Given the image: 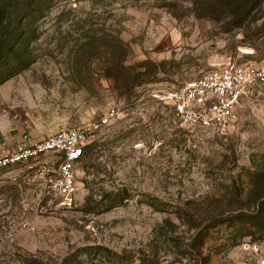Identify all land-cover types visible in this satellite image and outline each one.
I'll use <instances>...</instances> for the list:
<instances>
[{"label": "rangeland", "instance_id": "rangeland-1", "mask_svg": "<svg viewBox=\"0 0 264 264\" xmlns=\"http://www.w3.org/2000/svg\"><path fill=\"white\" fill-rule=\"evenodd\" d=\"M209 3L55 0L30 25L35 62L0 80V155L117 115L90 138L71 195L53 187L55 155L0 170V264H264L256 229L210 228L212 206L191 203L226 191L224 217L242 212L231 201L262 163L264 86L222 130L182 123L166 100L226 63L264 67V3L239 27Z\"/></svg>", "mask_w": 264, "mask_h": 264}, {"label": "built area", "instance_id": "built-area-1", "mask_svg": "<svg viewBox=\"0 0 264 264\" xmlns=\"http://www.w3.org/2000/svg\"><path fill=\"white\" fill-rule=\"evenodd\" d=\"M254 86H264V67L229 62L185 81L166 95L176 117L184 124L201 129L222 130L232 122L236 111ZM117 115L111 109L98 120L79 127L62 128L29 144L0 155V170L38 160L46 155L59 159L54 189L63 195L75 191V170L90 138Z\"/></svg>", "mask_w": 264, "mask_h": 264}, {"label": "trees", "instance_id": "trees-1", "mask_svg": "<svg viewBox=\"0 0 264 264\" xmlns=\"http://www.w3.org/2000/svg\"><path fill=\"white\" fill-rule=\"evenodd\" d=\"M209 1L210 3L203 9L211 14H217L215 15L217 18L223 15L232 16V24L237 27L254 22L259 17V11L264 3V0ZM53 4H55V0H0V80L12 76L15 72L35 62V55L30 43V35L33 31H30L29 28L33 22L43 16L45 8L52 7ZM207 11L204 13L206 16L208 15ZM89 46L92 44L89 43ZM96 48H105V45L102 46L98 43ZM95 51L99 53L100 50L95 49ZM104 53L106 52L104 51ZM143 74L145 78H148L154 73L145 72L140 75ZM140 75H136L135 79H139ZM246 177L247 187L242 186V191L237 196L236 201H231L232 204L240 205L242 212L232 219L224 217V205L226 203L223 204V201L226 191L219 197L209 195L202 201H192L191 203H194V206L204 204L203 208L205 210L207 208V211L212 206L213 214L209 216L206 212V218L211 222L210 228L231 222L239 230L251 231L256 229L261 234L260 238H264V155L262 156V163L246 169ZM213 203L217 204L214 205ZM230 204L228 203V205ZM180 218L183 219L184 217L181 216ZM185 222L193 226L194 219L190 216ZM207 238L208 235L199 238L200 246L204 244ZM199 254H201V250H199Z\"/></svg>", "mask_w": 264, "mask_h": 264}, {"label": "crops", "instance_id": "crops-1", "mask_svg": "<svg viewBox=\"0 0 264 264\" xmlns=\"http://www.w3.org/2000/svg\"><path fill=\"white\" fill-rule=\"evenodd\" d=\"M5 154V153H4Z\"/></svg>", "mask_w": 264, "mask_h": 264}]
</instances>
